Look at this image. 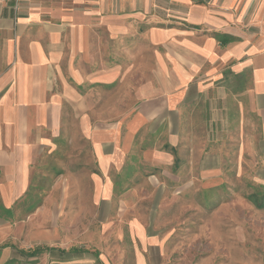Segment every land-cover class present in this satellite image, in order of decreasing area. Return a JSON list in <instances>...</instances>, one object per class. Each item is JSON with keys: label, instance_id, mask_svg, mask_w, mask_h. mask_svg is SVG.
<instances>
[{"label": "crops", "instance_id": "crops-1", "mask_svg": "<svg viewBox=\"0 0 264 264\" xmlns=\"http://www.w3.org/2000/svg\"><path fill=\"white\" fill-rule=\"evenodd\" d=\"M75 134L90 178L40 175ZM232 148L264 163V0H0V264H173L136 186H221Z\"/></svg>", "mask_w": 264, "mask_h": 264}, {"label": "rangeland", "instance_id": "rangeland-1", "mask_svg": "<svg viewBox=\"0 0 264 264\" xmlns=\"http://www.w3.org/2000/svg\"><path fill=\"white\" fill-rule=\"evenodd\" d=\"M125 93L117 91L116 99L105 98L102 101V117L113 114L120 118L129 110L127 105L134 103V99L128 100ZM100 125L103 129L118 123ZM71 127L76 130V124L70 123V130ZM87 145L88 140L76 138V134L73 135V140L61 141L58 146L63 148V152L65 149L66 152L71 151V154L65 156L71 157L68 167L63 163L65 153L56 154L52 164L45 165L48 169L39 170L38 173L53 179L88 180L91 175L88 168L89 158L91 159L89 151L85 154L88 161H82L84 168L82 165L73 169L81 156H76V147ZM198 149L203 151L206 148ZM231 150V154L223 157V160L220 155L212 159L215 164L226 162L227 169L208 172L215 175L222 173L221 186L207 188L200 181L201 184L191 192L172 188L163 191L147 179L136 186L134 191L137 196L145 199L143 207L152 211L150 219L139 221L151 226V232L154 233L149 236L150 242H163L170 248L173 264H264V171L259 170L264 163L259 162V156H242L237 153L236 148ZM205 155H198L196 164L206 161ZM61 170L64 173L62 175ZM199 173L202 174L200 171L194 172L198 179ZM76 189L78 188H70L74 192ZM83 189L88 190L87 187ZM74 192L71 191L72 194ZM87 207L89 211L92 210L91 205ZM113 209L112 205L102 203V211Z\"/></svg>", "mask_w": 264, "mask_h": 264}]
</instances>
